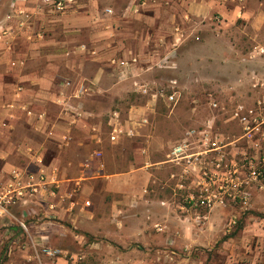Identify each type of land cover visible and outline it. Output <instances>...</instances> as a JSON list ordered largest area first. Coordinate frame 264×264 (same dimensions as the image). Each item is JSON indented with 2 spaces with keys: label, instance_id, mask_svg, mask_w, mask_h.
Wrapping results in <instances>:
<instances>
[{
  "label": "crops",
  "instance_id": "obj_1",
  "mask_svg": "<svg viewBox=\"0 0 264 264\" xmlns=\"http://www.w3.org/2000/svg\"><path fill=\"white\" fill-rule=\"evenodd\" d=\"M78 2L62 13L43 0H0V119L8 123L0 127V185L14 170L44 178L0 218V264H180L149 235L142 190L151 173L126 170L129 138L109 140L111 103L126 85L136 90L132 81L144 83L142 70L172 45L170 35L179 37L176 28L183 40L190 22L251 10L243 2L230 12L229 0H149L140 13L123 10L121 20L102 14L101 0ZM126 48L140 59L122 79L112 60ZM147 99L121 119L150 116L154 98ZM44 245L62 255L41 254Z\"/></svg>",
  "mask_w": 264,
  "mask_h": 264
},
{
  "label": "rangeland",
  "instance_id": "obj_2",
  "mask_svg": "<svg viewBox=\"0 0 264 264\" xmlns=\"http://www.w3.org/2000/svg\"><path fill=\"white\" fill-rule=\"evenodd\" d=\"M126 2L130 0H101L100 12L112 7V17L123 20ZM243 2L244 8L251 10L249 16L215 13L190 22L186 25L190 36L174 46L170 35L172 45L162 49L174 56L172 67L142 70L141 80L156 97L148 125L138 136L127 139L126 170L146 167L151 173L142 205L147 221L163 228L151 226L149 235L163 243L159 250L172 253L180 264L182 259L188 260L184 264H264V53L253 52L256 46L264 47V0H229L228 9L232 12ZM122 51L126 57L135 52L132 48ZM133 89L126 85L122 100L111 103L112 109L121 111V117L130 105H144L150 98V93ZM172 92L176 100L169 103L165 95ZM210 100L216 101L218 108H211ZM236 109L256 117L253 128L246 131L233 118ZM210 113L218 117L215 131L224 141H233L210 157L223 153V163L227 162L229 169L243 170V177L249 166L260 174L243 183L237 198L221 197L209 207L189 209L184 205L185 192L177 186L181 181L178 176L170 177L179 169L167 162L168 154L186 128L202 123ZM77 250L85 249L79 246ZM96 263L78 259L73 264Z\"/></svg>",
  "mask_w": 264,
  "mask_h": 264
},
{
  "label": "built area",
  "instance_id": "obj_3",
  "mask_svg": "<svg viewBox=\"0 0 264 264\" xmlns=\"http://www.w3.org/2000/svg\"><path fill=\"white\" fill-rule=\"evenodd\" d=\"M43 1L54 10L62 13L71 10L79 3V0ZM148 3L149 0H130L124 11L125 13H140ZM103 13L108 17H112L115 12L112 7H105ZM176 32L179 37L176 40L174 38L175 43L179 42L183 35L179 28H176ZM175 43L173 44L174 46ZM253 52L264 53V47L256 46ZM173 57L171 51H165L161 55H158L153 66L171 68ZM139 59L136 53H131L125 58L119 60L113 59L112 61L117 66H120V76L122 79H125V73L128 72L131 76L133 75ZM132 82L139 93L144 95L150 93L147 83ZM64 84L67 87L71 85L70 81H65ZM20 90L21 88L18 87L17 91ZM84 90L83 87L78 89L79 92ZM150 97H156V93H150ZM165 99L169 103H174L176 100L175 92L166 94ZM209 105L211 108H218L216 101L210 100ZM251 112L250 110L249 113ZM233 118H236L246 131L250 130L251 127L253 128V124L256 122V117L252 118V115L243 113L240 109H236ZM217 119V114L210 113L202 123L186 128L181 137L173 144L168 154L167 162L179 169L177 175L171 173L170 177L174 178L178 176L179 181H181L178 182L177 186L185 192L184 201L186 204L184 203V205L189 209L197 206L209 207L213 200L221 199V197L237 198L243 183L247 184L249 180L260 174V172L256 173L249 166L246 172L247 176L243 177V170L238 171L236 167L229 169V164L227 162L223 163V153H219L217 157H210V154L226 149L233 142L224 141L221 134L215 131ZM148 120L149 118L146 114L139 117L128 116L122 120L119 110H113L109 117V140L117 142L121 138L138 136L140 129L148 125ZM7 125L6 119H0V127H6ZM96 156L101 158L102 155L100 152H97ZM221 166H225V169H220ZM43 179V175H35L22 170L12 171L6 185H0V218H5L10 213V208L18 204V201L24 196L25 188L32 187L34 181H43ZM146 192L147 188H143L142 193ZM86 204H88L87 201ZM20 225L23 229H26L24 223H20ZM153 226L157 230H162L163 228L158 223H155ZM40 253L48 257H59L62 255V250L44 245L40 248Z\"/></svg>",
  "mask_w": 264,
  "mask_h": 264
}]
</instances>
